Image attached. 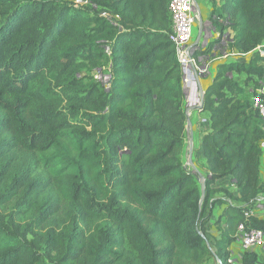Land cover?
I'll return each instance as SVG.
<instances>
[{
	"label": "trees",
	"instance_id": "1",
	"mask_svg": "<svg viewBox=\"0 0 264 264\" xmlns=\"http://www.w3.org/2000/svg\"><path fill=\"white\" fill-rule=\"evenodd\" d=\"M217 1L220 20L213 9L208 20L219 37L196 54L227 29L228 49L250 54L219 61L204 89L200 202L197 176L178 158L185 92L169 0H0V207L31 213L0 220V264H199L208 254L227 264L240 222L264 230L244 215L261 182L253 99L264 55L253 49L264 42V0ZM102 65L107 87L80 75ZM224 177L240 195L212 187ZM241 252L238 264H260Z\"/></svg>",
	"mask_w": 264,
	"mask_h": 264
},
{
	"label": "built area",
	"instance_id": "2",
	"mask_svg": "<svg viewBox=\"0 0 264 264\" xmlns=\"http://www.w3.org/2000/svg\"><path fill=\"white\" fill-rule=\"evenodd\" d=\"M76 3L82 2L76 1ZM196 3V0H169L168 11L171 18V31L168 37L174 46L175 55L181 69V81L185 98H194V104L198 106L200 98L196 84L197 78L204 75L208 69L199 54H196V45L191 42L193 25L198 17ZM102 14L106 15L105 13ZM253 51L264 55V42L257 45ZM249 54H239L236 51H230L226 58L247 57ZM257 92L259 95L254 97L253 104L259 111L264 130V81L260 83ZM260 147L264 149V138L260 141ZM244 215L253 216L252 210L247 209L244 211ZM235 241H237L241 251H255L256 247L264 246V230L247 227L243 222H240L237 225ZM232 253L231 251L227 264H238V261L233 258Z\"/></svg>",
	"mask_w": 264,
	"mask_h": 264
},
{
	"label": "crops",
	"instance_id": "3",
	"mask_svg": "<svg viewBox=\"0 0 264 264\" xmlns=\"http://www.w3.org/2000/svg\"><path fill=\"white\" fill-rule=\"evenodd\" d=\"M198 6L199 8V12H200V17L201 20L196 21L197 25V35L194 41L191 40V42L193 44L196 45L197 50L203 49L202 47L208 43L209 41L213 40L212 38H218L219 37V33L215 30V28L212 26V24L210 23V21L208 20V17L211 13V10H214V15H213V19L214 20H220V18L217 16L218 12H219V2L216 0V3L214 4V7L212 8V3L210 2V0H206V10H205V18L203 19L202 14H201V10L200 7L198 5V3H196V7ZM209 25V26H208ZM231 35V31L230 30H225L223 32L222 37L219 39V41H217L212 50L209 53L206 54H199L200 58L203 60L204 63H206L207 65V72L200 76L197 80V90L199 92V98H200V88L204 91L205 87L207 86V84H209L212 80L213 74H214V69H215V65L222 60H225L227 56V54L230 52V50L228 49V46L226 43H224L225 37L226 36ZM193 39V38H192ZM229 40V38H228ZM225 44V45H223ZM221 45L223 46L221 48ZM258 82L257 88L255 89L257 91V89L259 88V85L261 82L264 81V76L262 78H258L254 77V81ZM253 81H251L248 86H246V91L243 94L242 97H251L252 91H253ZM249 94L248 96L246 94ZM185 107L188 108L187 110V115L190 119V130H188L190 132V134L192 135L193 139L195 140V142L197 143V147L199 144V138L201 136V133L204 132L207 128H208V124H207V113L206 112H201L200 109H196V105L194 104V98L191 97H187L185 98ZM206 113V114H205ZM262 152H261V166H260V185H259V189L260 192L258 194V196L256 197L253 206L251 208H249L250 210H252L253 216L264 219V149L261 148ZM197 154L200 157V150L197 149ZM202 173L203 176H205L206 174V170L203 167L202 170L199 169ZM212 187H218V188H224L227 189L228 191H230L231 193H233L234 195L238 196L240 195V189L237 188L234 184V181L231 177H224V178H220L215 180V182L212 184ZM215 198L220 199L216 204L215 207L213 209V216L211 218V220H213L215 218V215L217 213H219L223 202H222V193L221 192H217L214 196ZM211 229L214 230L215 234V226H211ZM231 250H232V255L233 258L238 260L241 256V248L239 247L237 241H235L232 246H231ZM255 253L257 256V260L258 263L260 264H264V246H259L255 248Z\"/></svg>",
	"mask_w": 264,
	"mask_h": 264
},
{
	"label": "rangeland",
	"instance_id": "4",
	"mask_svg": "<svg viewBox=\"0 0 264 264\" xmlns=\"http://www.w3.org/2000/svg\"><path fill=\"white\" fill-rule=\"evenodd\" d=\"M196 2L198 3L199 6H201L200 10H201L202 17L204 19L205 18L204 17L205 16V10H206V0H196ZM77 4L82 5L83 3H77ZM197 25L198 24H196V22L193 25L192 37H191L192 41L195 40L196 35H197L196 34L197 33V30H196ZM228 38H229V36L227 35L225 40H224V43H226V44L228 43ZM212 39L213 40H211V41H214L217 38H212ZM206 45H207V43L202 48L206 47ZM223 45H225V44H223ZM222 47L223 46L221 45V48ZM107 72H108V69H107L106 65H102L101 67H98V68L93 69L91 71H85V70L81 71L80 75H84V73H85L87 76L92 77L95 81H99L102 86L107 87ZM243 77L244 76L241 75L240 78H243ZM246 95L248 96L249 94L247 93ZM189 134H190V132L188 131V129H185L183 148L181 150V153L178 156L179 161L182 165H184L186 163L185 154L187 153V150H188V135ZM192 141H193L192 162L194 163V165L197 167L198 170L199 169L202 170L203 164H202L201 157H199L197 154V143L195 142L194 139H192ZM15 159H17V161L16 162L13 161V163H16L17 166H19L20 168H24L27 166V156L22 157V155H17L15 157ZM0 166H1V164H0ZM9 167L13 168L11 165H9ZM186 168L190 169L193 172L191 165L187 164ZM201 173H203V172H201ZM16 210H18V207L14 201L8 203L7 205H5L3 207H0V220L4 221V222H8L10 220V218H12V222L14 221L16 223H24V222H28L31 219V213H29V212L25 213V214L14 213V211H16ZM41 234H42L41 231H35V232L29 234V238L33 237V238L39 239L41 237ZM199 264H217V261L214 260L212 255L208 254Z\"/></svg>",
	"mask_w": 264,
	"mask_h": 264
},
{
	"label": "water",
	"instance_id": "5",
	"mask_svg": "<svg viewBox=\"0 0 264 264\" xmlns=\"http://www.w3.org/2000/svg\"><path fill=\"white\" fill-rule=\"evenodd\" d=\"M196 10H197V13H198L197 19H198V21H200L201 17H200V12H199L198 6L196 7ZM197 80H198V78H197ZM203 95H204V91L200 88V104L196 107V109H200V105L202 103ZM187 110H188V108L185 107L186 125H187L186 129L190 130L191 122H190V119H189V117L187 115ZM192 139H193L192 135L189 134L188 135V150H187V153L185 154L186 163L183 166L186 168L187 164L191 165L193 172L196 174L197 180L200 183V189H201L200 202H201L202 199H203L205 177L202 175V173L197 169V167L192 162V148H193L192 147V145H193Z\"/></svg>",
	"mask_w": 264,
	"mask_h": 264
}]
</instances>
